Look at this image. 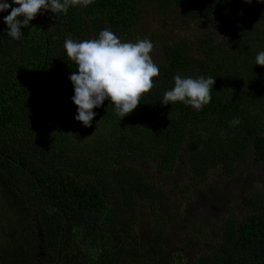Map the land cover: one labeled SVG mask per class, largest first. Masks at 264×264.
<instances>
[{
	"label": "trees",
	"instance_id": "obj_1",
	"mask_svg": "<svg viewBox=\"0 0 264 264\" xmlns=\"http://www.w3.org/2000/svg\"><path fill=\"white\" fill-rule=\"evenodd\" d=\"M141 4L160 16L177 10L196 22L217 10L225 18V36L199 38L197 55L185 38H161L155 62L160 74L137 108L121 118L106 100L85 127L75 119L69 76L77 66L64 40L94 39L109 29L125 42L141 23ZM10 12H0V211L12 209L17 224L27 226L22 241L31 256L39 245L56 264L75 252L86 257L82 264L145 263L132 253L134 207L139 201L154 206L166 194L161 183L126 163L129 156L137 162L155 158L157 169L167 173L184 153L182 198L207 186L212 171L233 178L246 153L254 166L264 165V66L256 64L264 51V0H93L69 7L66 15L42 10L20 40L7 35L4 17ZM177 73L216 78L211 102L200 111L181 102L162 105ZM236 117L240 122L230 125ZM240 200L244 213L223 221L215 250L199 263L264 264V193ZM157 258L146 264H159ZM9 259L4 264L18 262Z\"/></svg>",
	"mask_w": 264,
	"mask_h": 264
},
{
	"label": "rangeland",
	"instance_id": "obj_2",
	"mask_svg": "<svg viewBox=\"0 0 264 264\" xmlns=\"http://www.w3.org/2000/svg\"><path fill=\"white\" fill-rule=\"evenodd\" d=\"M141 16L140 25L125 42L135 43L138 39H149L154 44L150 54L154 62L160 58L161 38H185L190 42L191 54L197 55L196 43L199 38L209 34L222 40L225 36V18L218 16L217 10L211 19L196 22L181 18L177 10L160 16L153 6L141 4ZM125 161L161 183L166 194L165 199L154 206L139 201L134 207L137 244L132 253H140L144 264L151 257H158L155 261H159V264L206 263V254L214 251L221 239L223 221L227 217L236 218L244 213L240 203L243 194L264 193V165L254 166L250 153L242 157L233 178L226 179L220 175V171H212L207 186L187 191L182 194L184 198L180 195L188 178L184 153H181L173 170L167 173L157 169L155 158L148 162H137L129 156ZM110 201L112 205L116 204L114 200ZM17 223L12 209L0 211V264H4L9 256V262H14L15 259L17 264H30L35 254H39V260L35 264H56L47 250L40 249L39 245L31 256L28 242L22 241L27 238V226ZM13 240H21L19 243L22 242V245L17 248L19 243L12 245ZM85 258L75 252L72 257L60 260L58 264H82Z\"/></svg>",
	"mask_w": 264,
	"mask_h": 264
},
{
	"label": "clouds",
	"instance_id": "obj_3",
	"mask_svg": "<svg viewBox=\"0 0 264 264\" xmlns=\"http://www.w3.org/2000/svg\"><path fill=\"white\" fill-rule=\"evenodd\" d=\"M12 3L18 7H12L5 0L0 3V12L11 8L10 14L4 17L7 35L20 40L24 35L22 29L29 28L42 10L57 16L66 15L69 7H87L93 0H12ZM63 47L67 57L77 66L69 76L74 86L71 99L77 106L75 119L85 127H91L96 115L93 109L101 107L106 100L114 104L115 114L121 118L130 114L140 104L141 97L152 90L153 78L160 74L159 66L150 55L154 44L147 38L135 43L122 42L112 31L104 29L94 39L77 42L68 37ZM256 64L264 66V51L256 56ZM215 79L177 73L173 77L174 87L163 94L161 104L181 102L200 111L211 102ZM239 122L236 117L229 123Z\"/></svg>",
	"mask_w": 264,
	"mask_h": 264
}]
</instances>
